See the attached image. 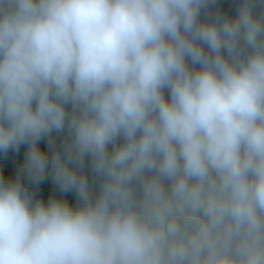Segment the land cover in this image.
I'll return each instance as SVG.
<instances>
[{
    "label": "clouds",
    "instance_id": "obj_1",
    "mask_svg": "<svg viewBox=\"0 0 264 264\" xmlns=\"http://www.w3.org/2000/svg\"><path fill=\"white\" fill-rule=\"evenodd\" d=\"M234 3L0 0V154L77 196L0 179V264H264V0Z\"/></svg>",
    "mask_w": 264,
    "mask_h": 264
},
{
    "label": "trees",
    "instance_id": "obj_2",
    "mask_svg": "<svg viewBox=\"0 0 264 264\" xmlns=\"http://www.w3.org/2000/svg\"><path fill=\"white\" fill-rule=\"evenodd\" d=\"M216 7H218L222 13L227 15L235 14L234 0H217ZM62 137L63 134H53L55 145L57 147H60ZM38 146L42 152H44L49 157L51 156L52 149L49 147L46 138H41V140L38 141ZM26 150V145L21 144L16 149L10 148L6 153L0 154V179H3L7 182L9 180H15L17 176H19L22 186L27 190L33 199H40L46 202L51 197H61L66 199L70 204H75L77 201L75 192H61L47 172L45 177L39 182L31 181L23 173V164ZM83 170L88 176L90 182H94V178L89 172L87 161L85 162Z\"/></svg>",
    "mask_w": 264,
    "mask_h": 264
}]
</instances>
